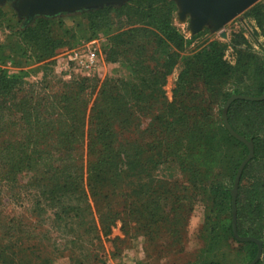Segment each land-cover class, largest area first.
<instances>
[{
	"label": "trees",
	"instance_id": "trees-1",
	"mask_svg": "<svg viewBox=\"0 0 264 264\" xmlns=\"http://www.w3.org/2000/svg\"><path fill=\"white\" fill-rule=\"evenodd\" d=\"M175 11L172 0H128L118 7L104 6L90 11L88 21L92 31L105 28L113 18H124L133 19L157 33L151 32L154 46L167 59L160 63L152 58L156 65L149 67L138 52L150 42H130L128 47L134 48L138 63L126 80L63 82L48 94L44 89L36 90L37 85L33 83L27 84L21 75L9 74L1 67L0 54V204L2 196L21 203L29 200L37 219L47 214L46 218L38 220L48 222L45 234L55 231L57 237H67L71 242L85 237L92 243L98 240V233L108 234L116 220L122 222L125 237L131 238L130 223L133 221L145 230L144 251L148 254L150 250L157 253H167V250L161 248L162 244H154L158 233H151L147 222L167 224L173 221L178 226L163 225L169 238L175 237L166 245L179 243L173 249L182 251L180 238L185 240L186 237L180 227L187 214L179 221L176 208L165 210L167 205L155 197L161 190L153 183L154 178L145 180L148 175L137 184H125L138 170L141 158L155 161L157 165L176 162L180 169L193 175V188L196 185L208 190V199L213 205L205 222L211 226L191 264H228L231 253L239 251L244 252V261L248 264L257 246L253 242H238L233 236L230 195L236 170L247 148L224 128L221 111L232 93L259 96L263 92L262 55L251 50L242 33L233 34L228 45L234 49L236 59L231 65L223 59L227 44L217 40L209 42L191 56L182 58L175 84L176 101L153 112L152 104L163 99L160 78L170 71L177 57L176 53L168 51L169 45L182 50L187 44L173 25ZM244 16L254 19L256 26L264 31V2L249 8ZM46 25L48 20L40 19L21 31V41L43 50L41 57L57 46L50 44L51 40L43 35ZM143 29L147 34V28H134L129 32H136L138 36ZM119 46L126 45L115 43L112 49ZM12 49L17 51V46ZM199 83L204 90L199 88ZM204 94L209 98L200 97L201 110L190 112L180 107L186 98L192 100ZM211 99L219 105L216 122L208 105L203 106L212 102ZM136 111L150 124L147 130L152 139L145 148H138L133 140L121 137L133 127ZM227 118L232 129L251 140L254 146V157L245 166L238 187L236 225L238 235L263 241L262 256L256 264H264V100H235L227 111ZM198 160L220 166L225 180L207 179L202 168L207 170L210 166ZM23 191L27 193L21 194ZM201 199L194 194L186 204L187 209ZM138 209H141L140 216H137ZM219 212L225 214V222L219 220ZM17 227L21 229L20 223L15 225L11 221L2 226L0 241L19 233L23 235ZM55 243L43 235L38 241L19 243V249L14 251L13 244L6 246L0 242V263L25 264L30 259L29 264H40L37 260L50 264V257L45 255L50 249L58 252ZM11 253L12 259H8ZM87 253L81 252L79 257L84 258Z\"/></svg>",
	"mask_w": 264,
	"mask_h": 264
},
{
	"label": "rangeland",
	"instance_id": "rangeland-1",
	"mask_svg": "<svg viewBox=\"0 0 264 264\" xmlns=\"http://www.w3.org/2000/svg\"><path fill=\"white\" fill-rule=\"evenodd\" d=\"M258 2H264V0H259ZM175 6L176 11L173 14V25L187 44L183 46L182 50L176 49L171 44L169 45L170 49L168 51L173 54L176 53L177 57H175L170 71L160 78L162 81L160 90L162 91L163 99L159 103L152 104L151 110L155 113L159 112L163 106L166 107L167 104L172 103L173 100L176 101L175 84L183 64V57L191 56L209 42L217 40L227 44L223 59L233 65L236 59V53L228 45L233 34L242 33L251 50L258 54H261V49L256 40L248 32L246 26L260 44L264 40L263 29L256 26L254 19L244 16V12L249 8L224 26L223 30L226 32V38L223 39L217 32H212L208 27L200 31V34L192 35L189 31L187 21L181 22L178 20V9L176 4ZM94 10L96 9L61 13L52 17L36 16L28 26H33L40 19L48 20V25L42 31L43 35L51 40L50 44L57 45L52 52L46 53L41 57L40 52L43 50L21 41V31L28 26H22L24 17L18 14L15 9V2L5 1L0 3V54L2 53L3 58L1 67L7 70L9 74L21 75L27 84L33 83L37 85L35 87L36 90L44 89L45 93L50 94L56 91L63 82L68 83L81 79H96L100 83L106 78L129 79L133 74L132 68L138 63L135 62L137 59L135 58L134 48L131 49L128 47L130 42H137L139 44L147 41L150 42L148 45L144 44V49L138 52V56L144 57L149 67L156 65L151 60L152 58L158 59L160 63L167 59L161 55L162 51L154 46L153 34H151V32H154L153 29L133 22V19L126 20L121 18L117 20L113 18L108 21L105 28L92 31L89 26L88 15L90 11ZM242 21L246 26H244ZM134 28H147L148 33L146 34L143 29L136 36V32H129ZM115 43H123L126 46H119L117 49H112ZM15 46H17V51L12 49ZM113 50H115V54L111 55ZM89 56L92 57V64L87 66L89 64L87 61ZM139 62L143 61L140 60ZM136 70L138 73V67L135 68ZM142 70L143 68L140 67L139 71ZM198 86L200 89H203L201 83ZM200 97L205 99L207 96L205 94L203 96L199 95L197 98H192V100L186 98L184 105L180 107L190 110V112L201 110L202 107L199 106ZM207 105L214 122L218 121L219 105L217 101H208V104L205 103L203 106L205 107ZM139 114L140 112H135L136 119L133 127L129 131L123 132L121 137L133 140L138 148L141 146L145 148L146 143L152 139V136H150L147 130V128H150V124L145 116ZM193 158L196 160L195 157ZM198 161L209 164L204 161ZM175 163H162L157 165L155 161H144L141 158V161L139 160L138 170L132 177L126 179L125 184H137L139 181H142L144 175H148L145 180H148L149 177L154 178L153 183L157 184L161 190L159 191L160 195L155 197H157L161 204L164 203L167 205L165 210L176 208L175 214L179 221L182 220V215L185 216L187 214L188 217L184 225L180 227V232L184 230V237H186L185 240L180 238L182 251L173 249L179 243L174 246L166 245L175 237L169 238L168 234L163 231V225L168 226L173 221H168L167 224L153 222L151 220L147 222L146 226L151 230V233L161 235V239H158V235H156V243L154 244H162L161 248L167 250V253H157L150 250L148 254L144 251V240L147 239V236L144 235L145 230H142V227L138 228L133 221L130 223L131 238L125 237L122 231V222L116 220L114 225L109 227L108 234L103 236V233H98V240L92 243L86 241L85 237L71 242L72 240L67 237H57L58 234L55 231H50L45 234L44 231L48 230L49 224L47 221H45V224L43 221L38 220L42 217L46 218L47 214H41L40 218L37 219L35 213L30 208L29 200L21 203L15 200H9L7 196H2L1 199L0 230L2 226L11 221L15 225L20 223L21 229L19 227L17 229L21 230L24 234L20 235L19 233V235H14L13 238H4L0 242L6 246H9L8 243L13 244L15 246L13 250L15 251L19 243L24 244L33 240L38 241V238L46 235L50 242L53 243L54 240L56 241L54 246L57 245L58 248V252L56 249H50L46 252L45 256L50 257V264H191L195 261L199 250L202 248L204 243L203 239L208 227L211 226V223L205 222L209 210L213 205L209 202L208 190L199 186L196 187V185L193 188L191 185L193 184V175L183 171ZM209 166L207 170L206 168H202L207 179H211L212 181L218 178L221 181L225 180L220 166L215 165V163L209 164ZM26 193V191H23L21 194ZM194 194L202 198L200 200L201 202H196L190 209H187L186 204ZM28 197L31 198L30 196ZM146 198L147 195L145 196ZM139 210L141 209L136 210L137 216H140ZM92 211L94 214V209ZM218 215L221 222L226 221L224 213L219 212ZM94 217L96 218L95 214ZM95 221V226L99 230L97 219ZM174 225L178 226V223L174 222ZM38 231L40 233H37ZM2 235L0 234V240ZM17 237H20L21 241H18ZM150 247L152 248V246ZM234 247L237 248V245L234 244ZM81 252H88V255L80 258L79 255ZM11 256H13L12 253L10 256H7L8 259H12ZM81 261L83 263H80ZM25 262V264H29L30 259ZM37 262L45 264L44 260H37ZM7 264H9L8 261ZM228 264H245L244 252L239 251L236 254L232 252Z\"/></svg>",
	"mask_w": 264,
	"mask_h": 264
},
{
	"label": "water",
	"instance_id": "water-1",
	"mask_svg": "<svg viewBox=\"0 0 264 264\" xmlns=\"http://www.w3.org/2000/svg\"><path fill=\"white\" fill-rule=\"evenodd\" d=\"M5 1H14L15 9L18 14L24 17L22 26L26 27L32 23L36 16L52 17L61 13H73L82 10L99 9L104 6L118 7L125 4L128 0H0V3ZM177 5V17L181 22L188 23L189 31L195 35L208 27L212 32H217L223 39L226 38L224 26L235 17L239 16L245 10L253 6L259 0H173ZM244 26L246 24L242 21ZM248 32L258 43L262 54V65L264 73V40L260 44L253 33L248 29ZM235 100L247 101H263L264 89L259 96H249L243 94L232 93L225 101L221 111V121L228 133L243 143L247 148V154L238 165L233 184L230 189L231 195V226L232 233L238 242H253L257 246V251L254 258L248 264H256L262 256L263 241L251 236H240L237 233L236 225V199L238 187L242 172L245 166L254 157V146L251 140H247L244 136L237 134L230 126L227 118V111Z\"/></svg>",
	"mask_w": 264,
	"mask_h": 264
},
{
	"label": "built area",
	"instance_id": "built-area-1",
	"mask_svg": "<svg viewBox=\"0 0 264 264\" xmlns=\"http://www.w3.org/2000/svg\"><path fill=\"white\" fill-rule=\"evenodd\" d=\"M87 61L89 62V64H88L87 66L91 65V64H92V57L89 56V57L87 58Z\"/></svg>",
	"mask_w": 264,
	"mask_h": 264
}]
</instances>
